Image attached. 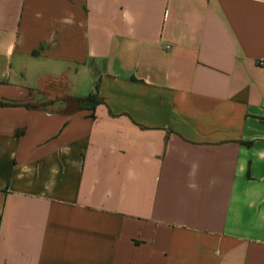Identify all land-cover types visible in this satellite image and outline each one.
Masks as SVG:
<instances>
[{
    "label": "crops",
    "instance_id": "1",
    "mask_svg": "<svg viewBox=\"0 0 264 264\" xmlns=\"http://www.w3.org/2000/svg\"><path fill=\"white\" fill-rule=\"evenodd\" d=\"M263 54L264 0H0V264H264Z\"/></svg>",
    "mask_w": 264,
    "mask_h": 264
},
{
    "label": "rangeland",
    "instance_id": "2",
    "mask_svg": "<svg viewBox=\"0 0 264 264\" xmlns=\"http://www.w3.org/2000/svg\"><path fill=\"white\" fill-rule=\"evenodd\" d=\"M79 91L76 94H84L86 92V80L83 76L79 77ZM43 96H47L49 101H55L54 105H47L51 110L64 109L66 111H73L78 109V104L75 99L67 93V90H60V86L48 87L45 92L41 93ZM31 104L40 105L38 102H33Z\"/></svg>",
    "mask_w": 264,
    "mask_h": 264
},
{
    "label": "trees",
    "instance_id": "3",
    "mask_svg": "<svg viewBox=\"0 0 264 264\" xmlns=\"http://www.w3.org/2000/svg\"><path fill=\"white\" fill-rule=\"evenodd\" d=\"M76 103L78 104V109H88V110H94L97 104L99 103L98 95L96 93L90 94L87 97L75 99ZM55 101H40V105L37 104H26L29 108H38L42 106L47 105H54Z\"/></svg>",
    "mask_w": 264,
    "mask_h": 264
},
{
    "label": "built area",
    "instance_id": "4",
    "mask_svg": "<svg viewBox=\"0 0 264 264\" xmlns=\"http://www.w3.org/2000/svg\"><path fill=\"white\" fill-rule=\"evenodd\" d=\"M258 64L260 67L264 68V54H263L262 58L259 60Z\"/></svg>",
    "mask_w": 264,
    "mask_h": 264
}]
</instances>
